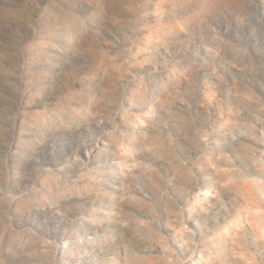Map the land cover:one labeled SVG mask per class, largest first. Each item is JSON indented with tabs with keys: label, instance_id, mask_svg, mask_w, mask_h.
Here are the masks:
<instances>
[{
	"label": "rangeland",
	"instance_id": "374dc122",
	"mask_svg": "<svg viewBox=\"0 0 264 264\" xmlns=\"http://www.w3.org/2000/svg\"><path fill=\"white\" fill-rule=\"evenodd\" d=\"M0 264H264V0H0Z\"/></svg>",
	"mask_w": 264,
	"mask_h": 264
}]
</instances>
